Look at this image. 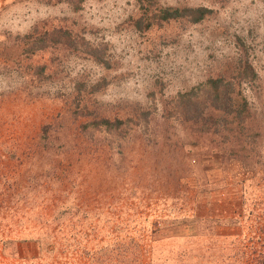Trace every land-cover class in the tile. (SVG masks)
I'll return each mask as SVG.
<instances>
[{
  "label": "rangeland",
  "instance_id": "1",
  "mask_svg": "<svg viewBox=\"0 0 264 264\" xmlns=\"http://www.w3.org/2000/svg\"><path fill=\"white\" fill-rule=\"evenodd\" d=\"M0 264H264V0H0Z\"/></svg>",
  "mask_w": 264,
  "mask_h": 264
},
{
  "label": "trees",
  "instance_id": "2",
  "mask_svg": "<svg viewBox=\"0 0 264 264\" xmlns=\"http://www.w3.org/2000/svg\"><path fill=\"white\" fill-rule=\"evenodd\" d=\"M210 10L206 7H196V8H164L160 14H158L160 19H173L181 16H187L192 21H199L204 16L209 13ZM148 14V13H147ZM151 19L150 17L143 16L137 21V25H142L145 20ZM153 20V19H152ZM150 20L147 24V27H152L153 22ZM139 26V27H140ZM60 44H70L78 47L80 44L87 46L85 47L87 51L92 50L93 43L85 38H77L71 31L63 28H54L50 31H45L42 34L36 35L29 42V47L27 52H37L38 50L45 49L51 46L60 45ZM90 52V51H89ZM245 69L250 70L246 71L250 76L255 77L256 73L252 66L250 65ZM252 73V74H251ZM233 82L228 80L224 76L217 78H212L202 83L196 87H193L190 91L181 92L176 97L175 106L185 113L187 118L193 117V115L201 114L207 105L212 103L218 109H223L228 112H235L236 115L240 116L243 109L248 108L247 103L240 104L236 108V103L233 97ZM92 124L105 125L107 128L111 129L116 126L117 129H121L120 124L122 123L118 119L116 121H110L108 119H103L101 121L90 122Z\"/></svg>",
  "mask_w": 264,
  "mask_h": 264
}]
</instances>
